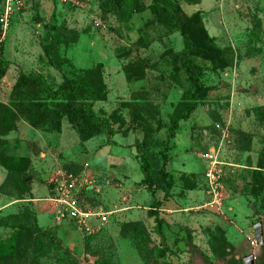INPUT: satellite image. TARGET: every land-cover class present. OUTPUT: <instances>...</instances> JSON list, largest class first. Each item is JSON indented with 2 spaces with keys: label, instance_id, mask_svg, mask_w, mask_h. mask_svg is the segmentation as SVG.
Returning <instances> with one entry per match:
<instances>
[{
  "label": "rangeland",
  "instance_id": "obj_1",
  "mask_svg": "<svg viewBox=\"0 0 264 264\" xmlns=\"http://www.w3.org/2000/svg\"><path fill=\"white\" fill-rule=\"evenodd\" d=\"M152 1L139 0L144 5ZM170 1L178 3L186 15L201 11L207 31L216 39L215 46L223 52L212 60L193 57L203 69L198 77L205 86L206 97L191 117L181 122L177 139L183 142L176 149L188 148V154L179 158L182 162L187 156L195 174L173 179L174 185L180 187L178 196L185 198L177 204L163 203L165 208L161 210L160 206L154 211L156 216H150L151 209L144 208H152L156 197L140 181L143 174L135 144L151 132H155L154 142L157 137L165 139L170 114L184 94H195V86L182 63L185 41L181 34L156 24L149 10L129 14L123 0H102L84 8L70 7L60 0H26L8 29L3 31L0 27V64L6 66H0V71L4 70L0 104H13L18 113L16 130L0 136V141L7 140L11 150L20 149L36 160L44 175L58 169L79 175L89 164L96 189L100 190L85 200L106 210L114 206L119 209L125 205L122 197L127 193L140 219L114 213L108 224L89 235L73 222L57 224L52 203L43 201L38 203L42 210L37 221L26 216L23 220L27 227L36 222L54 237L42 238L29 233L25 226L20 228L22 258L18 264H244L242 258L254 252L249 236L253 225L264 218V0H202L200 4ZM161 3L166 5L164 0ZM56 27L61 29L62 56L79 71L101 72L108 96L105 101L94 103L93 111L101 119L110 118L114 130L111 136L103 133L89 137L90 127L75 117H62L61 127H55L53 114L41 117L40 128H36L27 121V112L14 103L13 90L21 73L42 75L53 89L73 78L71 67L50 61L48 52ZM28 88L32 98L43 95L35 101L44 106L39 112L54 111L46 93H40L35 85ZM138 92L143 95L138 96ZM132 102L135 107L128 106ZM78 108L76 105L77 112ZM217 122L231 123L232 137L222 147V161L249 166L253 173L262 166L263 177L259 188L256 183V194L252 193L253 176L235 189L250 208L249 216H230L226 211L230 197H226L225 216L196 210L204 202V173L209 163L198 154L218 144L213 135ZM204 129L208 130L207 135ZM189 135L192 140L186 142ZM158 144L157 139L155 149ZM33 160L29 176L35 170ZM234 169L228 174H233ZM122 170L128 173L127 177H120L118 172ZM6 178V171L0 167L1 217L29 212L37 218L39 208L30 200L34 196L48 198L49 192L54 196L52 175L39 181L32 179L34 194L31 191L23 198ZM231 181L228 175L226 184L232 189H228L229 194L234 190ZM118 182L123 189L114 186ZM186 190H197L199 198L192 194L187 198ZM46 209L48 212L44 213ZM156 217L161 223L157 224ZM126 222H141L143 226H138V230L131 228L124 236L120 226ZM229 230L233 244L226 237ZM16 231L17 227H0V240Z\"/></svg>",
  "mask_w": 264,
  "mask_h": 264
},
{
  "label": "trees",
  "instance_id": "obj_2",
  "mask_svg": "<svg viewBox=\"0 0 264 264\" xmlns=\"http://www.w3.org/2000/svg\"><path fill=\"white\" fill-rule=\"evenodd\" d=\"M102 0L93 3L98 4ZM126 5V9L129 14H133L139 11H150L153 16V20L156 24L166 28L169 32H179L185 41V46L182 51L183 66L186 69L190 82L195 86V94H184L179 104L169 116L168 134L164 139V149L160 152H156L152 149L154 144L155 132L145 135V138L141 142L135 144L138 160L140 161V168L143 174L142 182L151 190L155 195L157 191L164 193L163 201H167L171 197L172 189L174 188V177L167 171V163L170 159V155L167 153L171 148V140H173L181 126V122L188 120L192 113L199 107L200 101L206 97L205 86L200 81L198 75L202 73V67L198 66L193 57H201L207 59H215L223 52L215 46V38L211 37L207 31L204 20L202 18V12L196 11L192 15L183 14L181 7L178 3L170 0H164L166 5L161 3L162 0H153L150 5H144L139 0H123ZM190 4H200L202 0H189ZM55 32L51 39V47L49 48L50 61L56 65H67L72 68L73 78L70 81L65 82L57 89H53L42 75L31 73H21L18 82L13 90V101L16 106H21L23 110L27 112V121L34 125L36 128H40L41 117L53 114L55 120V127L60 126V119L62 117H69L82 122V124L88 125L89 137H95L100 134H107L111 136L114 132L112 129V122L110 118H99L93 111V104L98 101H105L108 96V90L105 87L101 72L96 70L91 71H79L72 63V61L66 57H63L60 52V45L63 43L61 29L59 27L54 28ZM1 68L6 66L2 63ZM3 71H0V78L3 76ZM29 85L38 86L40 93H46L47 99L51 100L53 104V110L47 112H39L43 110V105H39L35 102L38 99H42L43 95L39 94L38 98H32L29 94ZM143 95L142 92H138V96ZM42 97V98H41ZM79 105L78 112L75 110V106ZM50 106V105H49ZM129 107H135L134 103H129ZM14 105L0 104V136H6L13 132L17 128L18 113L14 109ZM73 119V120H75ZM161 122H158L160 127ZM157 153V154H156ZM32 159L28 156H19L13 154L10 151V145L8 141H0V167H2L6 173V181L13 182L15 188L19 190V195L23 198L24 195L30 194L32 191L33 180L28 174V170L31 166ZM262 166L253 173V186L252 193L256 194V183L261 185L262 181ZM261 187V186H260ZM257 191V190H256ZM261 192V190H259ZM259 196V195H258ZM90 201V199H89ZM163 201L155 200L152 204V208L149 212L150 216H156L157 209L162 205ZM37 221L34 216L32 218L31 213L27 214H15L9 216H0V227H17V231L7 239L0 240V264H18L22 258V253L19 249L20 232L19 229L28 228L29 233H37L42 238H53L54 235L51 232L42 230L38 224L27 227L24 223L23 217ZM36 218V219H35ZM156 217L157 224L161 223ZM15 222V223H13ZM143 226L141 222H126L121 227V232L125 236L131 228ZM138 230V229H137ZM143 232H146L144 230ZM223 242V241H221ZM263 255L258 259L257 264H264V246L262 247ZM204 259L209 262V258L200 252ZM96 264H110L107 261H97Z\"/></svg>",
  "mask_w": 264,
  "mask_h": 264
},
{
  "label": "built area",
  "instance_id": "obj_3",
  "mask_svg": "<svg viewBox=\"0 0 264 264\" xmlns=\"http://www.w3.org/2000/svg\"><path fill=\"white\" fill-rule=\"evenodd\" d=\"M25 1L1 0L0 27L3 31L8 29L14 14L24 7ZM98 1L60 0L61 3L74 8L90 7ZM230 126V122H217L214 125L213 129L217 133L218 144L203 154V157L209 162L204 173L207 200L196 208L197 211L225 214L224 172L222 168L225 163L220 156L224 143L232 137ZM53 183L55 184L54 196L50 200L54 205L53 217L57 224L73 222L79 230L90 235L110 222V218L115 211L106 210L102 206H93L84 198L91 196L86 190L88 187H93L97 193L99 191V189H96L93 179H90L87 175H74L58 169L53 177ZM83 191L85 194L82 195ZM249 240L253 249L257 248L253 234L249 236Z\"/></svg>",
  "mask_w": 264,
  "mask_h": 264
},
{
  "label": "crops",
  "instance_id": "obj_4",
  "mask_svg": "<svg viewBox=\"0 0 264 264\" xmlns=\"http://www.w3.org/2000/svg\"><path fill=\"white\" fill-rule=\"evenodd\" d=\"M182 125V124H181ZM179 131L180 130H178V132H177V135H176V137L172 140V145H171V150H170V159H169V161H168V163H167V166H166V168H167V171L170 173V174H172V176L174 177V178H182L183 176H187L188 174H195L189 167H190V159L186 156V159H184L182 162L180 161V158L179 157H181V156H183V155H186V154H188L187 153V150H188V148L187 149H184L183 151L181 150V151H178L177 149H176V147H178V144H180V143H182L183 141L182 140H178L177 139V137L179 136ZM204 134L205 135H207L208 134V130H206V129H204ZM213 135H215V137L217 138V133L214 131V134ZM157 139H158V141H159V144H158V147H157V149H155V143H156V141H157ZM192 140V138H191V135H189V136H187L186 137V142H189V141H191ZM156 141L154 142V144H153V150L154 151H156V152H160V151H162L163 149H164V139H161L160 137H157L156 138ZM213 147V146H212ZM211 147V148H212ZM210 148V149H211ZM209 149V150H210ZM10 151L13 153V154H16V155H19V156H27L26 154H23V153H21L20 152V149H18V151L16 150V151H13V150H11V148H10ZM207 152V151H206ZM199 156H203V154L201 155V154H198ZM43 156H44V154H43ZM29 157V156H28ZM45 157H46V154H45ZM32 159V158H31ZM33 160V159H32ZM75 161V160H74ZM43 162V161H42ZM77 163H80V161H76ZM33 163H34V166H35V170L33 171V173L32 174H30V176H31V178L32 179H35V180H37V181H39V179H41L43 176H50V175H52V177H54V175H55V173H56V171L57 170H55V171H49V174H42V173H40V171H41V169H39L38 168V166H37V161L36 160H33ZM44 163H45V161H44ZM224 165H223V167H224V169H223V172H224V178H223V183H224V196H225V205H226V197H230V199H229V201H227V203H228V208L226 207V211H227V213L230 215V216H234V217H236L237 218V215L240 217V218H242V217H245V216H249L250 215V213H251V210H250V208H248L246 205H245V199L243 198V197H240V195H239V193H237V191L235 190L239 185H240V183H241V181H243V180H245V179H248L249 177H251V176H253V172H252V170H251V167H249V166H244V165H241V164H235V163H231V162H228V161H225L224 160ZM43 164V163H42ZM81 164V163H80ZM43 167H44V165H42ZM233 168H235L234 169V171H233V174H228L229 172H231V170L233 169ZM246 169V172H244L243 170H245ZM39 170V171H38ZM45 170H47L48 171V169H47V167L45 166ZM52 173V174H51ZM92 174H94V173H92L91 171H90V169H89V164H87V165H85V167H84V169H83V171L80 173V175H87V177H89L90 179H93V175ZM118 174H122L120 177H122V176H124V177H127V172H125L124 170H122L121 172H118ZM230 176V177H232V185H233V188H234V190H233V192L231 191V194H229L228 193V189L229 190H232L229 186H228V184H226V178H227V176ZM244 177H246V178H244ZM142 179H143V177L141 178V180L140 181H142ZM204 183H205V177H204ZM36 184V183H35ZM34 184V185H35ZM96 187H97V185H95ZM114 186L115 187H120V188H122L123 189V184L121 183V182H118V183H115L114 184ZM98 189L100 190V188L98 187ZM86 190L88 191V194H91V195H97L98 193H99V191H98V193H94L95 191V189L93 188V187H88V188H86ZM129 190V189H128ZM128 190H127V192H128ZM178 191H180V187H176V186H174V188L172 189V192H171V194H172V197H170V199H169V201H163V198H164V193L162 192V191H157L156 192V194L154 195L156 198H155V200H158V201H163L162 202V209L161 210H163L164 208H165V205H163V203H166V205L167 204H177L178 202H179V200L180 199H182V198H185V196H183L182 198H180L179 196H178ZM204 202L207 200V194H206V190H205V184H204ZM33 192V194H34V190L32 191ZM193 192L194 193H191V191L190 190H186L185 191V195H187L186 197L187 198H189L190 197V195L192 194V195H195L197 198H199V193L197 192V190L195 191V190H193ZM227 194H229V196H227ZM51 197H52V195H51V193L49 192V197L47 198V197H44L43 199L42 198H38V197H36V196H34V199H31L30 201H32V202H34V203H36V206H38V210H37V219H38V215H39V212H41V210H42V206L40 205V204H38V203H41V202H43V201H46V202H51ZM47 198V199H46ZM132 197L130 196L129 197V195L127 194V193H125V194H123V197H122V201L125 203V205L123 206V207H121V208H116L117 206H114L113 207V209H107V210H112V211H115V213H118V212H120V213H122L121 215L123 216V218H125L127 215H129V216H132V217H134V219H132V220H140V219H137V216H138V213L134 210V208L135 207H133V205L131 204V199ZM187 198L184 200V201H187ZM153 199V198H152ZM200 199H201V197H200ZM183 200V199H182ZM228 200V199H227ZM203 202V203H204ZM15 202H13L12 204H14ZM52 203V202H51ZM202 203V204H203ZM52 205H53V203H52ZM199 206H201V204L199 205ZM199 206H197V207H199ZM196 207V208H197ZM243 207H244V209L245 210H243ZM146 210H150L151 209V207H148V206H145L144 207ZM172 209V208H171ZM53 210H54V205H53ZM169 211H172V210H169ZM43 212L44 213H47L48 212V210L46 209L45 211L43 210ZM210 213H212L211 211H210ZM212 214H215V212H213ZM226 215V213L225 214H223V216H225ZM144 216H145V214H144ZM147 217V216H146ZM228 217V216H227ZM126 221V220H125ZM38 223H39V220H38ZM231 223H232V221H231ZM40 225V224H39ZM41 226V225H40ZM236 226V225H235ZM42 227V226H41ZM77 227V226H76ZM78 228V227H77ZM231 228V227H230ZM235 233V231H233V234ZM253 234V233H252ZM226 237L228 238V241L230 242V243H232L229 239H230V230L227 232V234H226ZM234 237H235V234H234ZM233 244V243H232ZM234 246H235V244H234ZM256 249V248H255Z\"/></svg>",
  "mask_w": 264,
  "mask_h": 264
},
{
  "label": "water",
  "instance_id": "obj_5",
  "mask_svg": "<svg viewBox=\"0 0 264 264\" xmlns=\"http://www.w3.org/2000/svg\"><path fill=\"white\" fill-rule=\"evenodd\" d=\"M253 236L256 240L257 249L250 255L244 256V264H257L260 257V249L264 246V218L253 225Z\"/></svg>",
  "mask_w": 264,
  "mask_h": 264
},
{
  "label": "flooded vegetation",
  "instance_id": "obj_6",
  "mask_svg": "<svg viewBox=\"0 0 264 264\" xmlns=\"http://www.w3.org/2000/svg\"><path fill=\"white\" fill-rule=\"evenodd\" d=\"M262 255H263V250H262V248L260 249V257H262ZM259 257V258H260Z\"/></svg>",
  "mask_w": 264,
  "mask_h": 264
}]
</instances>
